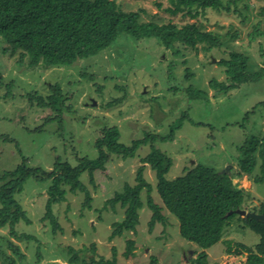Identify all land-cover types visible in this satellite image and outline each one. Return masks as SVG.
<instances>
[{
    "label": "rangeland",
    "instance_id": "obj_1",
    "mask_svg": "<svg viewBox=\"0 0 264 264\" xmlns=\"http://www.w3.org/2000/svg\"><path fill=\"white\" fill-rule=\"evenodd\" d=\"M115 1L123 11L138 12L142 21L178 26L194 22L199 30L215 35L221 45L207 52L180 44L165 48L155 39L134 41L122 33L99 54L69 66L28 68L25 62L17 63V54L2 53L0 40V135L6 137L0 138V175L14 168L21 156L26 157L29 166L46 171L52 169L56 158L71 165L79 157L95 158V141L109 126L118 128L119 141L125 145L146 134H166L170 125L187 111L171 141L153 142L172 159L165 177L172 179L183 168L201 163L226 172L230 179L237 170L236 146L247 134H264V105L260 104L264 101V77L228 92H221L210 81L225 82L224 67L218 61L227 58L230 51L247 55L252 70L264 67V33L254 40L248 36L257 23L264 32V0H235L229 3L228 11L207 8L195 18L169 14L164 11L169 7L166 1H162L160 9L153 0ZM228 1L232 0H223ZM56 83L65 97L60 111L38 107L30 93L46 96ZM188 89L203 90L208 101L191 99ZM149 150L148 143L141 145L133 157L123 159L111 154L105 168L95 171L92 182L83 172L80 180L91 197L89 206L84 204L83 192L68 193L63 202L54 204L52 211L61 226V231L55 233L47 219L41 220L50 181L26 179L16 198L30 223L21 220L14 229L31 238H13L8 227L0 228V264L7 262L5 256L13 257L15 264H69V247L80 250V257L85 253V258L94 255L96 259H110L115 248L118 264H152V258L154 264H190L198 247L179 235L176 218L165 208V225L156 223L149 231L151 211L145 205L144 189L140 193L143 206L136 232L125 231L109 240L113 223L123 219L124 210L118 203L111 208L105 201L125 182L134 183L138 166L144 165L143 176L151 185V197L162 206L155 190L154 172L140 161ZM229 164L232 166L224 171ZM257 172L255 167L228 180L236 188L250 192L245 198L246 211L264 202V177L255 183ZM239 216L231 218L220 241L205 250L207 264H245L246 253L224 252V240L249 246L259 240L256 233L243 226ZM127 239L135 241V248L132 256L124 257ZM9 242L18 247L24 258L20 260L13 254ZM91 244L95 246L94 253L81 251Z\"/></svg>",
    "mask_w": 264,
    "mask_h": 264
},
{
    "label": "trees",
    "instance_id": "obj_2",
    "mask_svg": "<svg viewBox=\"0 0 264 264\" xmlns=\"http://www.w3.org/2000/svg\"><path fill=\"white\" fill-rule=\"evenodd\" d=\"M162 1L169 7L164 11L171 15L181 14L189 18L198 16L199 11L207 8L214 10H229V3L223 0H153L160 9ZM122 33L127 34L134 41L155 39L165 48H174L177 44L200 49L204 52L220 47L221 43L210 31L199 30L196 23H185L178 26L174 23H158L155 21H142L136 11H123L115 0H0V40L2 53L17 54V63L28 68L38 65L43 67L69 66L76 60L93 57L99 54L118 38ZM263 31L259 24H254L249 39L254 40L262 36ZM249 57L237 51H230L227 58H222L218 64L223 66L225 82L210 81V85L221 92L239 88L243 84L254 83L264 77V67L252 70ZM50 94L46 96L33 95L38 107H50L58 111L62 106L64 96L60 86L56 83L50 86ZM191 99L208 101L203 90H189ZM264 105V101L260 102ZM185 111L169 127L166 134H146L142 138L133 139L129 145L119 141V130L116 126L105 127L95 141L97 156L95 158L79 157L77 163L71 165L67 160L56 158L51 170L46 171L41 167H32L27 163L25 156L12 169L3 171L0 175V228L8 227V233L17 239H30L27 234H18L14 226L19 221L30 223L16 194L23 189L26 179L33 177L37 181L49 180L45 213L41 220H48L51 231H61L57 217L52 211V206L63 202L68 193L85 194L84 204L89 206L90 195L80 180V175L87 172L90 181L97 170H103L111 154L119 155L126 159L133 157L136 150L144 144H150L149 152L140 158L142 163L149 165L156 178L155 190L162 202V206L153 201L151 185L143 176L144 165L137 167L134 183H124L120 191H116L111 198L105 201L111 208L118 203L123 208L124 217L113 223V230L109 240L122 235L125 231L136 232L139 222V210L143 206L140 197L142 189L147 194L145 205L151 211L148 220V229L151 231L156 223H166V212L173 215L178 222L179 235L195 243L198 253L190 264H207L206 249L220 241L224 227L234 216H239L234 210L245 209L246 196L249 191L236 188L228 180L240 177L244 172H250L255 167L258 172L254 182L259 184L264 177V134L259 137L247 134L245 139L236 146L237 156L235 164L237 170L230 179L226 172H219L213 166L194 163L183 168L180 175L167 179L165 177L172 159L165 152L153 146L155 140L171 141L174 132L180 127ZM190 120V119H189ZM191 121V120H190ZM192 122V121H191ZM203 125L201 122H192ZM0 138H6L0 135ZM264 194V191H263ZM264 197V195H263ZM248 211L264 214V202L251 206ZM230 212V213H228ZM243 226L249 228L259 237L253 246L242 242L224 240V252L228 255H242L246 253L245 264H264V221L253 217H240ZM13 254L20 260L24 255L18 247L9 242ZM124 257L133 255L135 241L126 240ZM95 252L94 244L83 247L81 251ZM71 253L69 264H118L115 261V248H112L110 259L103 257L85 258L78 256L80 250L68 248ZM5 264H15L13 257H4ZM39 260V257L37 258ZM37 260V261H38ZM152 264L155 258H152ZM216 264V263H211Z\"/></svg>",
    "mask_w": 264,
    "mask_h": 264
},
{
    "label": "water",
    "instance_id": "obj_3",
    "mask_svg": "<svg viewBox=\"0 0 264 264\" xmlns=\"http://www.w3.org/2000/svg\"><path fill=\"white\" fill-rule=\"evenodd\" d=\"M232 165H227V167L224 169L225 170H228ZM235 213L239 214L240 216H250V217H253L255 219H258V220H262L264 221V214H259V213H255L253 211H246L244 209H240V208H237L234 210ZM230 213V212H228Z\"/></svg>",
    "mask_w": 264,
    "mask_h": 264
},
{
    "label": "crops",
    "instance_id": "obj_4",
    "mask_svg": "<svg viewBox=\"0 0 264 264\" xmlns=\"http://www.w3.org/2000/svg\"><path fill=\"white\" fill-rule=\"evenodd\" d=\"M250 203V202H249ZM256 203V202H255ZM244 209V208H243Z\"/></svg>",
    "mask_w": 264,
    "mask_h": 264
}]
</instances>
